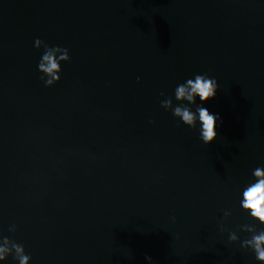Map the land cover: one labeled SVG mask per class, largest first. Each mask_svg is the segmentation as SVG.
<instances>
[{
    "label": "water",
    "instance_id": "obj_1",
    "mask_svg": "<svg viewBox=\"0 0 264 264\" xmlns=\"http://www.w3.org/2000/svg\"><path fill=\"white\" fill-rule=\"evenodd\" d=\"M195 74L209 144L173 114ZM257 168L264 0H0V264H261Z\"/></svg>",
    "mask_w": 264,
    "mask_h": 264
},
{
    "label": "clouds",
    "instance_id": "obj_2",
    "mask_svg": "<svg viewBox=\"0 0 264 264\" xmlns=\"http://www.w3.org/2000/svg\"><path fill=\"white\" fill-rule=\"evenodd\" d=\"M40 41L37 38L36 43ZM59 46H53L52 50L46 51L42 57V62L37 65L38 70L45 73L53 74L59 70L57 58L54 51ZM64 55L61 59L70 60L68 49L63 48ZM59 79V77H55ZM51 84V80L45 81ZM218 83L214 77L205 74H195L192 78L186 79L183 83L178 84L174 89V99L178 102L174 108L173 114L189 127L199 125V139L204 144L211 143L217 136V122L220 121L219 113L210 112L205 103L215 98ZM255 178L242 191V200L240 206L248 214L261 223H264V169L257 168L252 173ZM248 243L251 244L255 251L256 259L264 264V232L256 235ZM20 251V249H17ZM6 251L0 248V259ZM27 257L21 258V264H26ZM144 259L152 264V257L145 255Z\"/></svg>",
    "mask_w": 264,
    "mask_h": 264
}]
</instances>
